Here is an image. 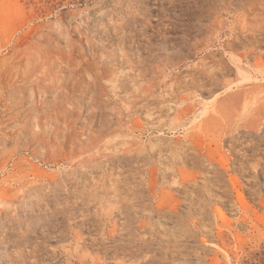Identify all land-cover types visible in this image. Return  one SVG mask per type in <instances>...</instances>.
I'll use <instances>...</instances> for the list:
<instances>
[{"label":"rangeland","instance_id":"rangeland-1","mask_svg":"<svg viewBox=\"0 0 264 264\" xmlns=\"http://www.w3.org/2000/svg\"><path fill=\"white\" fill-rule=\"evenodd\" d=\"M263 112L264 0H0V264H264Z\"/></svg>","mask_w":264,"mask_h":264},{"label":"bare ground","instance_id":"bare-ground-1","mask_svg":"<svg viewBox=\"0 0 264 264\" xmlns=\"http://www.w3.org/2000/svg\"><path fill=\"white\" fill-rule=\"evenodd\" d=\"M256 89H257V88H256ZM256 89H255V90H256ZM232 98H233V97H232ZM259 106H260V105H259ZM262 110H263V109H262ZM250 112H251V111H250ZM257 112H258V111H257ZM263 113H264V112H263ZM257 114H258V113H257ZM258 115H260V113H259Z\"/></svg>","mask_w":264,"mask_h":264}]
</instances>
